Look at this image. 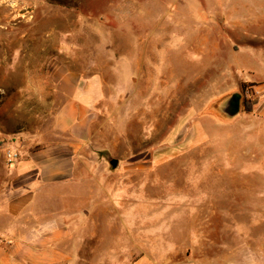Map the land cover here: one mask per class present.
Returning a JSON list of instances; mask_svg holds the SVG:
<instances>
[{
  "label": "rangeland",
  "instance_id": "374dc122",
  "mask_svg": "<svg viewBox=\"0 0 264 264\" xmlns=\"http://www.w3.org/2000/svg\"><path fill=\"white\" fill-rule=\"evenodd\" d=\"M262 57L264 0H0V187L61 140L53 66L98 74L58 264H264Z\"/></svg>",
  "mask_w": 264,
  "mask_h": 264
},
{
  "label": "crops",
  "instance_id": "0c3cea01",
  "mask_svg": "<svg viewBox=\"0 0 264 264\" xmlns=\"http://www.w3.org/2000/svg\"><path fill=\"white\" fill-rule=\"evenodd\" d=\"M253 42L261 53V41ZM257 62L264 68V57ZM48 75L61 98L51 123L52 133L61 140L52 152L38 150L19 162L9 184L0 187V264H58L60 246L73 237L71 225L82 207L81 196L74 193L80 174L74 160L91 138L104 82L98 74L84 76L64 65L53 66ZM248 89L252 114L264 121V76L255 75ZM64 159L67 166L61 163ZM92 197L95 201V194Z\"/></svg>",
  "mask_w": 264,
  "mask_h": 264
},
{
  "label": "water",
  "instance_id": "95a60500",
  "mask_svg": "<svg viewBox=\"0 0 264 264\" xmlns=\"http://www.w3.org/2000/svg\"><path fill=\"white\" fill-rule=\"evenodd\" d=\"M232 101H234L233 99H230L225 108H224V112L227 113L228 115L230 116H233L235 115L237 112H238V108H235L233 105H232Z\"/></svg>",
  "mask_w": 264,
  "mask_h": 264
},
{
  "label": "trees",
  "instance_id": "16d2710c",
  "mask_svg": "<svg viewBox=\"0 0 264 264\" xmlns=\"http://www.w3.org/2000/svg\"><path fill=\"white\" fill-rule=\"evenodd\" d=\"M231 99H233L234 101H236L237 103H238V101H239V99H240V94H233L232 96H231ZM244 107H245V109H247V103L245 102L244 104ZM238 108V107H237Z\"/></svg>",
  "mask_w": 264,
  "mask_h": 264
},
{
  "label": "built area",
  "instance_id": "2783aa9c",
  "mask_svg": "<svg viewBox=\"0 0 264 264\" xmlns=\"http://www.w3.org/2000/svg\"><path fill=\"white\" fill-rule=\"evenodd\" d=\"M16 158V155L8 154V161L11 162Z\"/></svg>",
  "mask_w": 264,
  "mask_h": 264
},
{
  "label": "flooded vegetation",
  "instance_id": "af4514ba",
  "mask_svg": "<svg viewBox=\"0 0 264 264\" xmlns=\"http://www.w3.org/2000/svg\"><path fill=\"white\" fill-rule=\"evenodd\" d=\"M232 105L237 108L238 107V103L236 101H232Z\"/></svg>",
  "mask_w": 264,
  "mask_h": 264
}]
</instances>
